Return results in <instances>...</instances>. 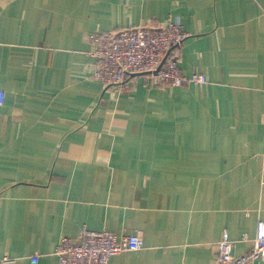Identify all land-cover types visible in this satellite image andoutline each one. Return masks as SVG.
I'll return each instance as SVG.
<instances>
[{
	"label": "crops",
	"instance_id": "1",
	"mask_svg": "<svg viewBox=\"0 0 264 264\" xmlns=\"http://www.w3.org/2000/svg\"><path fill=\"white\" fill-rule=\"evenodd\" d=\"M167 20L188 34L182 73L207 82L105 90L89 36ZM0 90V264H57L83 228L140 232L109 264H218L224 232L234 256L252 249L264 0H0Z\"/></svg>",
	"mask_w": 264,
	"mask_h": 264
},
{
	"label": "built area",
	"instance_id": "2",
	"mask_svg": "<svg viewBox=\"0 0 264 264\" xmlns=\"http://www.w3.org/2000/svg\"><path fill=\"white\" fill-rule=\"evenodd\" d=\"M187 35L178 20L91 34L89 55L95 64L93 75L104 89L113 88L118 92L127 89L137 76H143L158 88L205 84L207 80L202 74L185 75L179 67L181 47ZM3 101L4 92L0 90V104ZM143 244L140 232L117 236L106 229L83 228L77 240L62 236L54 254L57 264H109L112 256L139 250ZM233 245L234 241L224 232L217 244L218 264H251L264 260V220L257 223L249 252L234 256ZM30 261L36 263V256Z\"/></svg>",
	"mask_w": 264,
	"mask_h": 264
},
{
	"label": "rangeland",
	"instance_id": "3",
	"mask_svg": "<svg viewBox=\"0 0 264 264\" xmlns=\"http://www.w3.org/2000/svg\"><path fill=\"white\" fill-rule=\"evenodd\" d=\"M94 74V73H93ZM93 77H94V75H93ZM95 78V77H94ZM108 89V88H107ZM107 89H105V90H107Z\"/></svg>",
	"mask_w": 264,
	"mask_h": 264
},
{
	"label": "trees",
	"instance_id": "4",
	"mask_svg": "<svg viewBox=\"0 0 264 264\" xmlns=\"http://www.w3.org/2000/svg\"><path fill=\"white\" fill-rule=\"evenodd\" d=\"M179 87V86H178Z\"/></svg>",
	"mask_w": 264,
	"mask_h": 264
}]
</instances>
